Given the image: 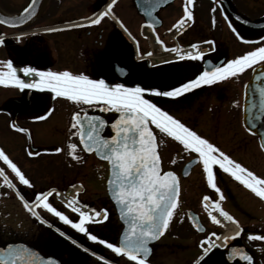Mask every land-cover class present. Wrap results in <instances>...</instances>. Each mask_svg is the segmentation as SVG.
Returning a JSON list of instances; mask_svg holds the SVG:
<instances>
[{"label":"flooded vegetation","instance_id":"flooded-vegetation-1","mask_svg":"<svg viewBox=\"0 0 264 264\" xmlns=\"http://www.w3.org/2000/svg\"><path fill=\"white\" fill-rule=\"evenodd\" d=\"M226 1L232 10L240 14L236 0ZM28 2L26 0L23 5L12 10L0 0V10L8 14L18 13ZM111 2L44 0L37 17L29 23L17 28L0 24V37L3 38V42H0V67L4 61L12 60L17 69L30 66L40 70H68L74 74L82 73L91 79H104L110 84L123 83L129 87L140 84L167 90L193 79L210 66H222L227 60L264 43L259 39L264 36V27L253 30L234 20L224 11L220 0H194L191 6L193 20L177 28H173V25L184 15L185 0H115L112 9L108 10L107 5ZM102 11H107L108 15L102 17L100 23H87V20L95 18ZM218 13L220 16H217ZM145 14L149 15L147 19ZM263 18L262 11L256 19ZM49 28L55 30L47 31ZM193 43L198 45V49H190ZM172 48H178L180 54L191 50L193 54L199 51L203 55L196 60L187 57L181 59ZM256 67L211 85H201L181 97H154L148 93L146 98L152 99L170 115L258 176L256 164L260 155L257 136L249 132L243 122L247 83ZM17 74L24 78L23 73L18 71ZM56 99L59 98L47 90L20 89L0 84V149L24 144L26 150L48 153L60 145V136L55 133L65 126V138L72 139L77 143L78 150L83 152L78 137L72 136L75 129L71 128L70 123L61 126L56 124ZM74 104L76 106L71 117L74 112H81L82 115L83 110H86L88 114L98 115L110 122L117 115L114 111L106 112L99 108H88L85 104ZM67 107L70 108L69 105ZM36 116L45 118L37 120L34 119ZM13 124L17 127H13ZM18 127L28 131L20 132ZM156 131L158 141L165 140L159 146L162 168L174 171L179 179V206L175 212L185 207V220H175L173 217L165 233L150 245L148 264H246L229 255L233 247L243 249L252 257L250 264H264V241L248 239L249 234L264 235V228L258 225V220L254 227L241 226L232 212L225 208L226 202L233 201L226 191L237 192L243 198L241 187L244 185L214 166L216 183L224 196L220 201L221 207L238 222H234L236 231L243 229L239 237H234L236 231L225 235L224 227L214 224L208 209L204 207V203L219 199V194L208 186L203 166L196 154L185 151L179 142ZM110 134L106 125L101 135ZM248 142L250 151H247ZM7 155L11 159V154ZM173 159L175 163L171 162ZM190 161L194 163L183 176V167ZM0 163L8 169L2 161ZM10 172L15 184L10 185L0 179V201L4 205L0 217V246L10 241L24 242L36 248L43 256L56 257L60 264H134L127 257L112 252L106 245L89 240L87 235L42 207L35 209L40 211L38 215L47 224L38 218L28 217L36 225L31 240H6L7 237L14 238L10 237L13 231L6 229L8 221L14 219L20 223V202L32 204L37 193L53 190L49 202L59 211L69 212L74 222L78 221L79 216L59 201L60 192L64 197L75 196L79 204L88 206V210L107 209L109 216L106 221L86 225L88 231L100 239L118 243L123 228L103 183L71 182L66 172L43 171L39 183L25 175L31 182V186H26L19 182L11 169ZM213 191L215 194L210 193ZM208 193L212 199L204 202L202 198ZM188 210L198 214L203 231L196 230L190 224L186 216ZM202 210L206 211L204 219L200 215ZM258 216L261 218L264 215ZM213 232L215 236H211ZM226 236L234 238L226 243ZM205 237L216 245L208 253L204 252V248L209 247Z\"/></svg>","mask_w":264,"mask_h":264},{"label":"snow or ice","instance_id":"snow-or-ice-1","mask_svg":"<svg viewBox=\"0 0 264 264\" xmlns=\"http://www.w3.org/2000/svg\"><path fill=\"white\" fill-rule=\"evenodd\" d=\"M114 3L115 0H112L107 5V9L111 10ZM193 3L194 0H185L184 15L180 21H177V24L173 25V28L181 27L193 20L191 7ZM34 4L35 0L23 9L21 16H28L32 12ZM106 15L108 12L102 11L95 18L87 20V23L98 24L101 18ZM0 23L16 26V24H24L25 20L23 18H7L0 20ZM46 30L54 31L55 29ZM233 31L235 32L236 29L233 28ZM237 35L243 39L239 33ZM259 39L264 42V36ZM157 40H159L158 36ZM0 42H3L2 37H0ZM190 49H198V45L193 43L190 45ZM171 50L178 53L181 59L187 57L196 60L203 55L199 51L193 54V51L189 50L180 54L178 48ZM261 65H264V43L227 60L222 66H210V68L200 71L193 79L169 87L167 90H161L157 87L141 86L140 84L131 87L123 83L110 84L106 83L104 79H91L82 73L74 74L68 70H40L30 66L17 69L12 60L4 61L0 67V84L2 85H13L20 89L47 90L57 98H64L76 104H85L88 108H99L101 111H114L119 114L118 118L111 123L114 134L110 137L101 135L108 123L102 117L89 116L86 110H83V115L81 112H74L71 117L73 121L71 128L75 129L72 136L79 138L82 149L86 152L94 151L110 165L108 184L111 197L119 206L121 219L127 225L118 243L100 239L97 235L89 232L86 226L90 222L102 223L106 221L109 216L107 209L97 211L96 209L88 210L87 205L77 206L79 201L75 196L66 201V204L74 213L78 214L79 219L76 222L49 202V197L53 195L54 190L53 192L37 193L35 200L31 202L33 207H29L27 203L25 207L33 216L38 214L33 209L42 207L80 233L87 235L89 240L106 245L115 254L127 257L134 264H148L147 258L151 252L149 241L159 239L168 229L175 210L179 206L180 194L179 179L176 173L171 170L165 171L162 168L159 146L164 144L165 140L158 141L156 131L158 130V133L164 137L179 142L185 151L195 153L197 160L202 164L208 186L219 194V199L212 201V209L208 212L211 221L217 225L222 224L223 221L238 223L221 207L220 201L224 199V196L216 183L214 166H218L219 169L230 174L261 199H264V178L255 175L231 159L208 139L170 115L152 99L146 98V94L150 93L154 97L163 98L181 97L201 85H211L238 76L250 67ZM18 71L23 73L24 78L17 74ZM260 75H264V70L260 71ZM29 77L32 79H28ZM258 94L259 103L249 102L248 105L249 114L256 120L264 116V86H258ZM251 109H255V112H252ZM44 118V116L34 117L37 120ZM13 127L17 126L13 124ZM18 131L26 132L28 130L18 127ZM261 146L264 147V143ZM67 147L68 155L76 160L81 159L76 155L77 143L70 142ZM53 151L59 153L62 149L56 147ZM28 154L30 156L39 155V153L31 151ZM0 161L11 169L20 183L31 186L30 180L3 149H0ZM171 162L175 163V159ZM0 176L11 185V181L4 175L3 168H0ZM202 199L207 202L212 198L205 195ZM204 207L207 209L208 204L204 203ZM214 213H218V215ZM197 228L203 231L199 224H197ZM242 231L243 229L236 231L234 237H239ZM215 235V232L211 233V236ZM234 237L226 236L225 242L227 243ZM248 239L264 241V235L249 234ZM205 240L209 247L204 248V252L208 253L216 245L208 237H205ZM203 243L204 241L201 242L202 245ZM15 255L23 259L22 253ZM229 255L245 261L246 264H250L252 260V257L243 249L237 247H233ZM100 259L103 260L104 257H100ZM201 259L203 258L201 257ZM28 264H33L31 258H29Z\"/></svg>","mask_w":264,"mask_h":264},{"label":"rangeland","instance_id":"rangeland-1","mask_svg":"<svg viewBox=\"0 0 264 264\" xmlns=\"http://www.w3.org/2000/svg\"><path fill=\"white\" fill-rule=\"evenodd\" d=\"M13 1V2H11ZM26 0H3V3L6 7L9 9L15 10L23 3H25ZM239 4L240 9L238 10L240 14L247 16L250 19H256L258 17V14H260L262 11L264 12V0H236ZM225 15V14H221ZM217 16H220L219 13ZM218 18V17H217ZM56 108L54 112V119L56 121V124L65 125L69 124L72 125L71 120V113L74 110V107L76 106L73 102L59 98L56 99ZM73 103V104H71ZM70 106L67 107L68 105ZM58 125V126H59ZM65 126L60 127L59 131H56V135L59 134L60 136V145L59 148L62 149L61 152L57 153L55 151L50 150L47 152H41L38 150H26L24 149V144H13L9 145L4 149V152L7 154H11L10 157L14 161V163L17 164V166L21 169V171L24 173V175H28L31 179H33L35 182L39 183V179L41 178V174L43 171H52L54 173H61L66 172V177L71 182H100L105 185V180L107 176V167L104 162H101L97 158H95L93 155H85L82 151L76 150V155L80 156V160L74 159L72 156L68 155V144L75 143L70 138H65L67 135V129H64ZM65 130L66 132H63ZM1 147V144H0ZM250 148V143H247V151ZM39 153V155H29V152ZM258 154L260 157H258L257 161V170H258V176L261 178H264V153L261 152L260 148L258 147ZM0 168L4 169V175L8 177V179L11 181V183L15 184V179L11 176L10 169L8 171L5 166L0 163ZM83 178V179H82ZM87 179L86 181L84 179ZM1 180H4L2 176H0ZM48 183V182H45ZM242 189V195L244 196L241 198L237 192L226 191L228 195H231V198L233 201L226 202L225 208L227 210H230L234 217L241 223L240 225L246 226L248 228L254 227L255 222L258 220V225L264 228V216L259 218L258 214L264 215V199H261L257 197L250 189H248L246 186L241 187ZM211 194H215V192H210ZM207 195H210L209 193ZM21 201V200H20ZM225 201V200H224ZM19 205V214L21 215L20 223L16 220H10L7 223L6 229L12 230L13 235L10 237L14 238H6L8 239H26L31 240L32 234L36 231V225L33 223V221L30 219L28 220V217L33 218L31 215V212L28 210V208L25 207L24 202H20ZM4 208L3 203L0 201V217L2 215V210ZM185 207H181L179 210H177L174 213V219L178 220L179 218L184 219V210ZM38 213H40L39 210L35 209ZM225 210V209H224ZM66 215L71 218V214L67 212L66 210H61ZM204 210L200 212L201 218H205ZM185 220V219H184ZM1 222V219H0ZM16 231V233H15ZM15 233V234H14ZM29 234V236H27ZM9 234H7L8 236Z\"/></svg>","mask_w":264,"mask_h":264},{"label":"water","instance_id":"water-1","mask_svg":"<svg viewBox=\"0 0 264 264\" xmlns=\"http://www.w3.org/2000/svg\"><path fill=\"white\" fill-rule=\"evenodd\" d=\"M220 1H221V4H222L224 11H226L230 17H232L234 20L238 21L239 23H241V24H243V25H245L248 28L253 29V30L257 29L258 27H264V18L260 19V20H258V19H256V20L247 19V18L241 16L240 14H238L237 12H235L234 10H232L226 0H220ZM43 2H44V0H35V4L32 8V12L29 13L28 16H23V17L21 16L23 9L25 7H27L30 3H33V0H29L27 5L18 13L8 14V13H5V12L0 10V20L7 19V18H14V19L23 18L25 20L24 24H16V26H12V25L7 24V23H0V24L4 25L6 27H10V28H17V27H21V26L29 23L30 21H32L34 18L37 17L38 13L40 12V9H41ZM33 13H34V15H33ZM29 17H31V18L29 19ZM145 17L147 19L149 17V15L145 14ZM261 70H264V65H261L259 67L254 68L252 71L251 79L247 83L246 102L244 105L243 122H244L246 129L249 131V129L251 128V131H249V132H251L257 136L259 147L261 148L262 151H264V147L261 146L262 143H264V116H262L259 120H256L253 116H251L249 114L250 110L248 107L249 102H255L256 104L259 103L258 86H264V75H260ZM251 111L255 112V109H251ZM88 115L92 116L94 114H88ZM118 115L119 114L117 113L116 117L112 121H110L106 124V125H108L111 134L109 136H105V137H110L111 135L114 134V132L111 128V123L118 118ZM96 116H98V115H96ZM78 140H79V138H78ZM79 144H80V142H79ZM81 148H82V146H81ZM84 153L85 154L93 153L94 156L98 160L103 161L107 164V177H106V181H105V189H106V194H107L109 200L112 202V204L114 206V209L116 211L118 219L123 226V228L120 232V235H119V241H120L122 234H123V231H124V228L127 227V225L125 224L124 220L121 219L119 206L116 205L115 201L111 197L110 186L108 184V180L110 179V165L106 160L102 159L101 156H98L94 151L93 152L84 151ZM193 163H194V161H190L184 165L183 170H182L183 176L186 175L185 173H188L189 168L191 167V165ZM186 216H187V219L190 222V224L196 230H199L197 228V224H199L200 227L202 229H204L200 223V219H199L197 213H195L192 210H188L186 212ZM155 241H149V247ZM16 253H22L23 259H21L19 256L15 255ZM29 258H31L33 264H60V261L56 257H54V256H43L36 248L31 247V246H29L23 242H8L5 245L0 246V264H13V261H15V264H28Z\"/></svg>","mask_w":264,"mask_h":264},{"label":"bare ground","instance_id":"bare-ground-1","mask_svg":"<svg viewBox=\"0 0 264 264\" xmlns=\"http://www.w3.org/2000/svg\"><path fill=\"white\" fill-rule=\"evenodd\" d=\"M235 230H236V227L233 224L229 222L225 224V230H224L225 235L233 234Z\"/></svg>","mask_w":264,"mask_h":264}]
</instances>
